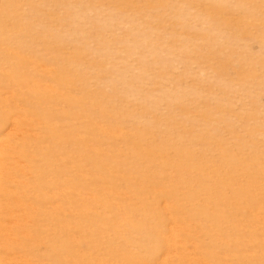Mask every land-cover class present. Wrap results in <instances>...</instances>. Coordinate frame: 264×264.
Listing matches in <instances>:
<instances>
[{
  "label": "rangeland",
  "instance_id": "374dc122",
  "mask_svg": "<svg viewBox=\"0 0 264 264\" xmlns=\"http://www.w3.org/2000/svg\"><path fill=\"white\" fill-rule=\"evenodd\" d=\"M0 264H264V0H0Z\"/></svg>",
  "mask_w": 264,
  "mask_h": 264
}]
</instances>
